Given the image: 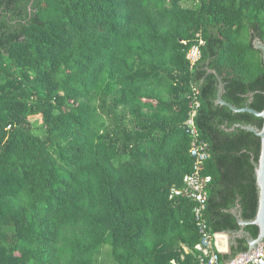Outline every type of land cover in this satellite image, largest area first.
Returning <instances> with one entry per match:
<instances>
[{
  "label": "trees",
  "instance_id": "obj_1",
  "mask_svg": "<svg viewBox=\"0 0 264 264\" xmlns=\"http://www.w3.org/2000/svg\"><path fill=\"white\" fill-rule=\"evenodd\" d=\"M0 0V264H197L190 118L214 232L253 221L264 0ZM198 33L206 40L191 67ZM184 42H187L185 44ZM245 231L253 238L256 226ZM237 238L226 263L246 253Z\"/></svg>",
  "mask_w": 264,
  "mask_h": 264
},
{
  "label": "built area",
  "instance_id": "obj_2",
  "mask_svg": "<svg viewBox=\"0 0 264 264\" xmlns=\"http://www.w3.org/2000/svg\"><path fill=\"white\" fill-rule=\"evenodd\" d=\"M184 43L187 44V42ZM205 45L206 40L201 33H198L187 53L191 67H195L201 61L202 48ZM194 93L190 118L186 123L193 136L190 148L193 171L185 175L182 188L172 189L170 198H185L195 203L193 213L200 234V242L195 247L197 264H264V242L250 255L242 253L226 263L221 262L220 254H225L228 248V234L214 232L206 218L209 200L208 187L212 183V176L206 174V167L211 155L209 144L198 137L195 117L201 104L197 99L199 90L195 89ZM172 263L176 264V261L174 260Z\"/></svg>",
  "mask_w": 264,
  "mask_h": 264
},
{
  "label": "water",
  "instance_id": "obj_3",
  "mask_svg": "<svg viewBox=\"0 0 264 264\" xmlns=\"http://www.w3.org/2000/svg\"><path fill=\"white\" fill-rule=\"evenodd\" d=\"M34 0H32L29 10H31L32 4ZM256 48L263 51V59H264V44L260 41L256 43ZM224 91V84L220 80L219 84V91L217 96V103L221 106H225L230 108L235 113H250L258 118L263 119V126L261 129L251 125H243V124H236L232 127V131L236 128H241L245 131L251 132L255 134L257 137L261 139V152L259 161L256 164V180L257 186L259 189V205L256 217L253 221H246L242 219L241 212L239 209L233 210V214L237 219L238 225L241 227L239 231H237L235 237L231 233L228 234V249L225 254H229L232 251V245L234 244L233 238H244L248 245V251L246 252L250 255L253 251L257 250L258 246L264 242V110L262 112H258L256 110L246 108H237L236 106L232 105L231 103L225 101L222 97ZM187 133H191V130L188 126L185 127ZM247 226H256L259 229V234L256 238H253L250 233L245 231V227Z\"/></svg>",
  "mask_w": 264,
  "mask_h": 264
},
{
  "label": "rangeland",
  "instance_id": "obj_4",
  "mask_svg": "<svg viewBox=\"0 0 264 264\" xmlns=\"http://www.w3.org/2000/svg\"><path fill=\"white\" fill-rule=\"evenodd\" d=\"M221 244L223 245V241L221 242ZM102 262H103V264H113L112 260L109 258L107 251L104 254V258H103Z\"/></svg>",
  "mask_w": 264,
  "mask_h": 264
},
{
  "label": "flooded vegetation",
  "instance_id": "obj_5",
  "mask_svg": "<svg viewBox=\"0 0 264 264\" xmlns=\"http://www.w3.org/2000/svg\"><path fill=\"white\" fill-rule=\"evenodd\" d=\"M236 233H237V231H235L234 233H232V235L235 237ZM233 242L236 243V239L235 238H233Z\"/></svg>",
  "mask_w": 264,
  "mask_h": 264
},
{
  "label": "crops",
  "instance_id": "obj_6",
  "mask_svg": "<svg viewBox=\"0 0 264 264\" xmlns=\"http://www.w3.org/2000/svg\"><path fill=\"white\" fill-rule=\"evenodd\" d=\"M228 249V248H227ZM227 252V251H226Z\"/></svg>",
  "mask_w": 264,
  "mask_h": 264
}]
</instances>
